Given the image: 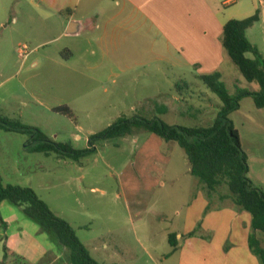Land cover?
Returning <instances> with one entry per match:
<instances>
[{"label":"rangeland","instance_id":"obj_1","mask_svg":"<svg viewBox=\"0 0 264 264\" xmlns=\"http://www.w3.org/2000/svg\"><path fill=\"white\" fill-rule=\"evenodd\" d=\"M30 1L0 0V114L37 126L51 139L69 143L77 149L87 148L93 134L119 118L157 116L147 109L151 101L161 102L162 94L166 95L167 108L172 110L159 116L167 123L207 127L214 122L222 105L221 100L188 72L184 78L189 83L193 82L191 90L174 88L169 81L162 82L161 74L157 72L148 73L149 88L132 90L114 88L107 80L94 85L78 74H64L62 67L52 63V59L63 60L56 52L58 43H44L47 22L37 9H26ZM24 12L28 13L27 16ZM251 39L264 56V21L256 24ZM247 56L253 57L251 53ZM35 62L38 65L35 66ZM52 64L56 66L50 67ZM164 65L170 71V65ZM160 68L164 66L160 65ZM222 73V80L231 94L236 93L237 87L259 90L256 82L244 78L230 57H226ZM109 74L108 70L102 77L107 78ZM168 75L174 76L172 72H167ZM65 76L71 84H74L73 81L83 84L65 85L68 84L65 83ZM133 77L147 79L141 72L133 73ZM173 94H177L179 100L169 102L168 98ZM147 97L151 100L141 106L140 99ZM65 104L74 110L75 120L53 111L54 107ZM180 111L182 116L177 115ZM230 118L239 130L243 148L248 154V175L256 186L264 189V108H257L252 97H245L240 109L233 112ZM139 132L135 138L140 140L148 133ZM76 134L81 138L75 139ZM2 136L9 139L6 145L12 148V155L16 154L15 148L19 149L22 140L28 139L26 135L0 128V144ZM133 138L128 137L125 143L118 138L97 142V150L84 158L82 170L78 169L80 166L67 168L61 161L59 163L56 155L48 159L38 157L47 164V168L36 173L35 184L31 186L54 212L72 224L93 257L99 256L94 247L102 245L101 234L107 236V253L115 248L109 242L112 233H105L113 232L118 238L116 247L121 256L115 264H177V257L170 254L173 249L168 241V232L184 217L176 216V212H203L199 201L194 203L202 183L188 171L191 166L184 149L177 142L169 141L168 146L173 147L174 162L165 175L160 176L164 185L159 183L145 194L143 182H146V172L140 167L142 142L137 144ZM119 143L122 145L118 149L115 145ZM7 172L1 169L0 174L4 177ZM130 172L136 174L138 182L132 179L128 182L127 173ZM118 179H123L125 190L130 185L138 188L134 199L128 202L124 195L116 196L121 187ZM11 181L20 180L15 177ZM215 192L208 201L210 209L204 212H235L233 210L237 208L230 199L223 197L229 194L228 187L222 185ZM257 235L264 248V232L258 231ZM5 247L34 264H70L68 250L60 245L56 237L29 219L22 207L9 201L0 204V264ZM111 261L103 263L113 264Z\"/></svg>","mask_w":264,"mask_h":264},{"label":"crops","instance_id":"obj_2","mask_svg":"<svg viewBox=\"0 0 264 264\" xmlns=\"http://www.w3.org/2000/svg\"><path fill=\"white\" fill-rule=\"evenodd\" d=\"M26 9H37L47 22L44 43H58L56 52L63 60L52 59V63L62 67L64 74H78L94 85L107 80L114 88L126 90L149 88L150 78L147 75L150 72L161 74L160 80L169 81L174 88L179 86L178 89L191 90L193 82L189 83L184 78L187 72L196 81H201L199 76L202 74L215 71L222 73V66L226 57H229L222 44V34L224 25L229 20L245 19L259 11L258 22L264 21V0H31ZM27 14L24 12L25 16ZM257 23L247 30V36L253 44L255 42L251 35ZM164 63L170 65V71L165 69ZM34 64L38 65L37 62ZM55 64L50 67L56 66ZM160 65L164 68H160ZM108 70L110 74L107 78L102 77ZM135 72L144 73L146 81L133 77ZM167 72H172L176 77L167 76ZM66 81L68 84L65 85L68 86L83 84L80 81H73L74 84ZM162 95L161 102L153 100L147 109L158 114L157 116L172 111L167 108L166 95ZM143 99L139 101L141 106L151 100L149 97ZM168 99L169 102L179 100L177 94ZM177 115L182 116L183 113L180 111ZM139 133L141 132L118 139L125 143L128 142V137H134L135 143L142 142L140 149L143 158L140 167L146 172L143 191L147 194L153 186L159 183L164 185L160 176L165 175L169 165L173 164L174 154L173 147L168 146L170 142H165L150 132L140 140L135 138ZM80 138L79 134L75 135V139ZM8 140L6 136H2L0 144V171L8 170L4 177L0 174L4 184L32 187L36 173L47 168V164L38 157L48 159L56 155L59 163L61 161L67 168L80 166L78 169H83L85 157L74 160L56 153L47 155L31 152L25 147L27 138L22 140L19 149L15 148L16 154L12 155V148L6 145ZM121 145L119 143L115 146L119 149ZM188 171L191 173V167ZM15 177L20 181H11ZM131 179L136 180L133 172L127 173L128 182ZM118 180L121 187L116 196L124 195L128 202L134 199L138 188L130 185L125 190L123 179ZM215 193H209L202 183L194 203L199 201L203 212H176V216L184 217L175 223L173 229H169L168 236L175 233L178 240L177 249L171 250L170 254L177 257V264H264L250 249L252 215L249 212L237 209L233 210L235 212H204ZM4 224L8 227L6 222ZM199 225L201 228L196 235L185 237ZM105 233H112L109 242L115 248L107 253V236L101 234L102 245L94 247L99 255L96 258L102 264L107 260H112L115 264L117 259H121L117 253L119 248L116 247L118 238L113 232Z\"/></svg>","mask_w":264,"mask_h":264},{"label":"trees","instance_id":"obj_3","mask_svg":"<svg viewBox=\"0 0 264 264\" xmlns=\"http://www.w3.org/2000/svg\"><path fill=\"white\" fill-rule=\"evenodd\" d=\"M259 20V11L245 19H231L224 25L222 34V44L227 54L247 81L259 85V90L250 91L237 87L236 93L231 94L222 80L220 71L199 76L206 87L222 102L218 115L210 126L188 127L169 124L159 116L119 118L104 130L93 134L85 149H76L69 143L58 142L51 139L41 128L2 114L0 128L7 132L26 135L28 139L25 147L31 152L47 155L56 153L74 160L94 153L97 142L101 140L125 137L138 131L156 134L167 142H177L184 149L191 164V174L206 186L209 193L226 185L229 194L223 197L230 199L238 210L248 211L252 215L250 249L264 261V248L256 234V231L264 232V189L256 186L248 175L250 171L248 154L243 148L240 132L230 118L233 112L240 109L241 101L245 97H252L257 108H264V56L247 36V30ZM249 53L253 55L252 58L247 56ZM53 111L75 120V112L67 104L54 107ZM3 201L22 207L29 219L38 223L44 231L52 233L60 245L68 250L70 264H102L92 256L72 224L54 212L34 188L4 184L0 175V203ZM210 205L206 211L210 209ZM200 228L199 225L185 237L196 235ZM169 243L173 251L177 249L178 240L175 233L169 234ZM18 261L20 264L21 261L22 264H31L5 247L1 264H14Z\"/></svg>","mask_w":264,"mask_h":264}]
</instances>
